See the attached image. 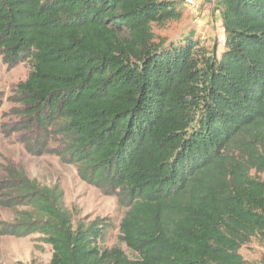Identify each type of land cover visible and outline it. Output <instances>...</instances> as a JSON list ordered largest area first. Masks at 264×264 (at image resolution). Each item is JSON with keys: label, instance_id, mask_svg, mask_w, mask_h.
I'll use <instances>...</instances> for the list:
<instances>
[{"label": "trees", "instance_id": "16d2710c", "mask_svg": "<svg viewBox=\"0 0 264 264\" xmlns=\"http://www.w3.org/2000/svg\"><path fill=\"white\" fill-rule=\"evenodd\" d=\"M215 8L219 57L155 37L181 20L176 0H0L2 62H32L17 86L25 150L116 197L136 258L101 249L98 222L74 228L59 187L21 174L1 203L33 213L0 235L41 236L48 264H264L240 254L264 243V0Z\"/></svg>", "mask_w": 264, "mask_h": 264}, {"label": "rangeland", "instance_id": "374dc122", "mask_svg": "<svg viewBox=\"0 0 264 264\" xmlns=\"http://www.w3.org/2000/svg\"><path fill=\"white\" fill-rule=\"evenodd\" d=\"M176 1L182 12L181 20L161 27L152 26L155 37L166 46L182 43L190 37L197 41L199 48L210 51L216 47L219 57L223 49L224 33L214 2ZM31 70L32 62L29 59L10 68L2 62L0 56V223L17 225L33 213L31 207L20 206L13 199L1 203L13 197L7 198L4 194L14 195L16 187L9 181L21 174L40 187H59L74 228L98 222L103 227V236L98 243L101 249L120 248L129 259H135L136 255L120 241L119 224L127 210L118 206L116 197L106 196L82 182L75 166L62 163L54 155L35 156L25 150L22 142L26 131L20 128L25 122L19 112L22 105L18 102L17 86L27 79ZM50 137L53 139L50 147H54V141L59 138L54 135ZM257 178L264 179V174H258ZM51 254V247L39 235H0V264H48ZM240 254L247 262L259 263L264 256V243L253 239L241 248Z\"/></svg>", "mask_w": 264, "mask_h": 264}, {"label": "built area", "instance_id": "2783aa9c", "mask_svg": "<svg viewBox=\"0 0 264 264\" xmlns=\"http://www.w3.org/2000/svg\"><path fill=\"white\" fill-rule=\"evenodd\" d=\"M213 2H214V4H215V0H212Z\"/></svg>", "mask_w": 264, "mask_h": 264}]
</instances>
